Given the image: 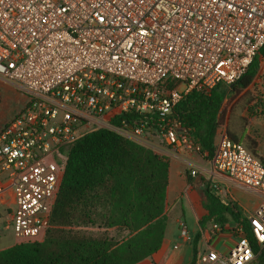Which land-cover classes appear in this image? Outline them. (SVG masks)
Wrapping results in <instances>:
<instances>
[{"label":"built area","instance_id":"2783aa9c","mask_svg":"<svg viewBox=\"0 0 264 264\" xmlns=\"http://www.w3.org/2000/svg\"><path fill=\"white\" fill-rule=\"evenodd\" d=\"M262 46L264 0H0V85L15 84L29 98L0 129L16 237L45 234L68 150L92 131L113 130L160 154L154 136L174 153H202L175 107L192 90L232 86ZM258 99L264 104V91ZM211 164L214 176L262 200L248 231L231 228L234 245L208 243L195 264H254L255 246L264 251V163L225 133ZM180 232L189 237L184 221Z\"/></svg>","mask_w":264,"mask_h":264},{"label":"trees","instance_id":"16d2710c","mask_svg":"<svg viewBox=\"0 0 264 264\" xmlns=\"http://www.w3.org/2000/svg\"><path fill=\"white\" fill-rule=\"evenodd\" d=\"M263 60L264 46L233 88L255 85ZM227 93L223 83L207 93L192 90L175 107L207 158L215 152ZM169 167L167 156L113 130L86 134L68 150L46 236L1 249L0 264H136L152 256L165 237ZM204 185L208 212L199 221L201 228L213 222L225 228L232 218L248 231L238 206L215 194L211 181ZM199 237L200 232L196 241ZM255 250L264 264V251ZM196 254L195 244L190 264L196 263Z\"/></svg>","mask_w":264,"mask_h":264},{"label":"crops","instance_id":"0c3cea01","mask_svg":"<svg viewBox=\"0 0 264 264\" xmlns=\"http://www.w3.org/2000/svg\"><path fill=\"white\" fill-rule=\"evenodd\" d=\"M1 96V95H0ZM261 107V109H260ZM249 117L242 129L232 131L233 139L242 142L251 152L264 162V104L260 100L252 109L246 110ZM244 116L246 114L244 113ZM2 126H0L1 129ZM220 139L219 130L215 138L217 147ZM161 154L168 157L169 184L167 187V211L169 212V202L186 199L190 206L197 225H189L182 217L176 219L174 229L169 230V222L165 230L163 243L158 251L152 256L147 257L136 264H190L194 257V245L197 247V254L204 250L209 243L212 247L223 250L230 248L237 240V236L231 231L236 227V221L230 219L225 228L213 229V223H207L204 229L201 228L199 221L207 214L204 206L203 188L201 177L195 174L188 175L189 169L194 168L201 171L200 168L207 165V169L212 173L211 159H206L207 152L188 153L185 151L174 153L166 146H160ZM216 149V148H215ZM195 170V171H196ZM188 172V173H187ZM191 173V172H190ZM200 177V179H199ZM221 183H224L222 191L214 190L225 203L234 202L238 206V211L243 217L248 218L250 212L254 211L260 204L262 197L259 192L252 191L237 181L225 176H214ZM212 183V182H211ZM199 203L202 208L198 209ZM16 208L14 186L5 172H0V250L10 247L21 240L16 237L11 221ZM168 215V213H167ZM184 221L189 230V237H182L180 232V223ZM177 227V228H176ZM200 232V237L196 241V235ZM196 254V257H197ZM254 264H261L258 256Z\"/></svg>","mask_w":264,"mask_h":264},{"label":"rangeland","instance_id":"374dc122","mask_svg":"<svg viewBox=\"0 0 264 264\" xmlns=\"http://www.w3.org/2000/svg\"><path fill=\"white\" fill-rule=\"evenodd\" d=\"M261 76L264 75V60L261 61ZM228 89L227 96L223 104V117L221 124L218 128L219 134L227 133L229 136L232 135V131L236 129H242L246 124V119L249 117V114L246 110L252 109L258 101V97L262 91H264V84L259 79L257 83L249 88H238L235 89L233 86H226ZM0 95H1V108H0V126H3L5 122L9 121L15 116V114L21 112L28 102V97L21 92V90L12 83L1 82L0 85ZM244 113L246 116H244ZM153 141L159 146H165L164 141L158 137H152ZM201 154V153H200ZM206 159L207 156L205 157ZM207 165L200 168L201 171H198L194 168L189 169L191 174L196 170L195 176L199 175L201 177L202 188H205L204 182L211 181L214 184H217V190L222 191L224 188L220 180H218L212 173L206 170ZM199 177V179H200ZM169 212L168 213V222L169 230L174 229L176 219L182 217L184 213V221L186 220L189 225H197L196 219L193 216L192 210L188 205L186 199L177 201L175 204L173 201L169 202ZM168 207V206H167ZM203 206L199 203L198 209H201ZM185 221V222H186ZM177 228V227H176ZM48 231V230H47ZM45 234L39 239L43 240L47 234ZM224 251H227L228 248H224Z\"/></svg>","mask_w":264,"mask_h":264}]
</instances>
